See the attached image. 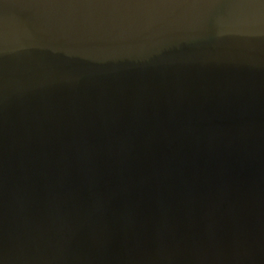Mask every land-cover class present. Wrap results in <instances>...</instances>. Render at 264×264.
Listing matches in <instances>:
<instances>
[{
	"label": "water",
	"instance_id": "obj_1",
	"mask_svg": "<svg viewBox=\"0 0 264 264\" xmlns=\"http://www.w3.org/2000/svg\"><path fill=\"white\" fill-rule=\"evenodd\" d=\"M0 264H264V0H0Z\"/></svg>",
	"mask_w": 264,
	"mask_h": 264
}]
</instances>
